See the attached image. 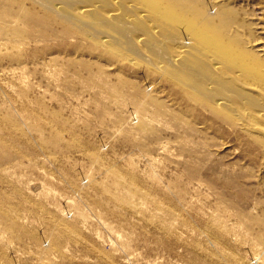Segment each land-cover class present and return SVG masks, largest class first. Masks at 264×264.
<instances>
[{"label":"rangeland","instance_id":"374dc122","mask_svg":"<svg viewBox=\"0 0 264 264\" xmlns=\"http://www.w3.org/2000/svg\"><path fill=\"white\" fill-rule=\"evenodd\" d=\"M0 3V264H264V133L146 52L43 38L29 1ZM230 6L264 49V1Z\"/></svg>","mask_w":264,"mask_h":264},{"label":"bare ground","instance_id":"6f19581e","mask_svg":"<svg viewBox=\"0 0 264 264\" xmlns=\"http://www.w3.org/2000/svg\"><path fill=\"white\" fill-rule=\"evenodd\" d=\"M23 1L38 12L21 17L39 36H53L59 27L63 36L86 38L116 55L146 52L163 63L177 92L252 139L264 133V49L246 44L245 21L231 0ZM11 8L0 3L4 17Z\"/></svg>","mask_w":264,"mask_h":264}]
</instances>
